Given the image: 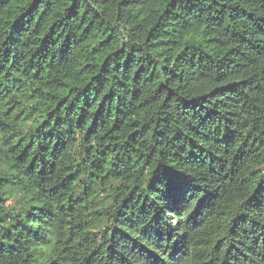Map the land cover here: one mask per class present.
<instances>
[{"label": "trees", "instance_id": "1", "mask_svg": "<svg viewBox=\"0 0 264 264\" xmlns=\"http://www.w3.org/2000/svg\"><path fill=\"white\" fill-rule=\"evenodd\" d=\"M0 264H264V0H0Z\"/></svg>", "mask_w": 264, "mask_h": 264}]
</instances>
